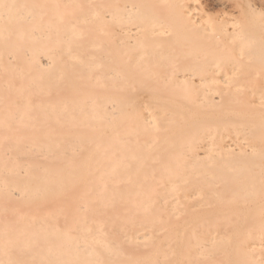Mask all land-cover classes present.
<instances>
[{"label": "bare ground", "instance_id": "obj_1", "mask_svg": "<svg viewBox=\"0 0 264 264\" xmlns=\"http://www.w3.org/2000/svg\"><path fill=\"white\" fill-rule=\"evenodd\" d=\"M213 2L0 0V264H264V0Z\"/></svg>", "mask_w": 264, "mask_h": 264}, {"label": "rangeland", "instance_id": "obj_2", "mask_svg": "<svg viewBox=\"0 0 264 264\" xmlns=\"http://www.w3.org/2000/svg\"><path fill=\"white\" fill-rule=\"evenodd\" d=\"M214 0H202V2L205 4V6L207 8H209L212 12H216L218 11L221 7L219 5H215L213 2ZM236 1V0H235ZM242 1V4L245 6L246 5H253V6H258V3L260 0H247V3L249 2V4L245 3L246 0H241ZM241 1L238 0V2L241 3ZM245 1V2H244Z\"/></svg>", "mask_w": 264, "mask_h": 264}]
</instances>
